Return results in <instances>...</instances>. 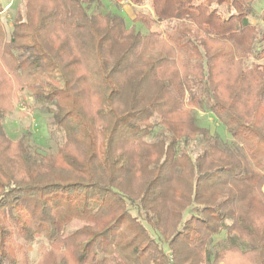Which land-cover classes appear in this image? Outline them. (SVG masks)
<instances>
[{
  "label": "trees",
  "instance_id": "1",
  "mask_svg": "<svg viewBox=\"0 0 264 264\" xmlns=\"http://www.w3.org/2000/svg\"><path fill=\"white\" fill-rule=\"evenodd\" d=\"M124 2L0 21V264H264V0ZM21 101L53 152L7 134Z\"/></svg>",
  "mask_w": 264,
  "mask_h": 264
},
{
  "label": "rangeland",
  "instance_id": "2",
  "mask_svg": "<svg viewBox=\"0 0 264 264\" xmlns=\"http://www.w3.org/2000/svg\"><path fill=\"white\" fill-rule=\"evenodd\" d=\"M122 7L123 13L128 18L127 24L131 25V19L134 15V7L127 4L122 0H117ZM4 9L0 11V21L8 33L11 28V20L14 14V8L16 6V0H3ZM255 8H264L263 4L255 6ZM19 103V102H18ZM16 110L9 113L5 119V128L7 134L12 139H18L21 136H25L32 147V149L39 150L40 152H53L56 149V140L51 135L52 126L50 120L43 116L34 115L33 111L29 110L25 102H20L15 105ZM198 120L204 127H207L210 133L219 135L221 138H229L225 127L211 113H202L198 116ZM264 192V185L262 187ZM132 214H134L132 212ZM85 226L89 227L90 224L73 222L70 226V232L67 235L72 237L76 231L83 229ZM38 242L30 243L27 247L28 259L30 264L37 261L39 255L36 251ZM235 261V262H234ZM21 262H23L21 260ZM238 260L231 254L225 255L221 264H237Z\"/></svg>",
  "mask_w": 264,
  "mask_h": 264
},
{
  "label": "built area",
  "instance_id": "3",
  "mask_svg": "<svg viewBox=\"0 0 264 264\" xmlns=\"http://www.w3.org/2000/svg\"><path fill=\"white\" fill-rule=\"evenodd\" d=\"M122 1H125V0H122Z\"/></svg>",
  "mask_w": 264,
  "mask_h": 264
}]
</instances>
